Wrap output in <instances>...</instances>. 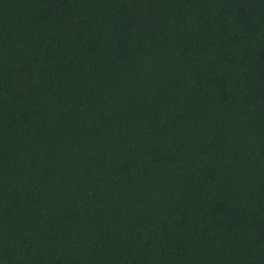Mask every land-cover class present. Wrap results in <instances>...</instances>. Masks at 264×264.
<instances>
[{
	"label": "trees",
	"instance_id": "16d2710c",
	"mask_svg": "<svg viewBox=\"0 0 264 264\" xmlns=\"http://www.w3.org/2000/svg\"><path fill=\"white\" fill-rule=\"evenodd\" d=\"M0 264H264V0H0Z\"/></svg>",
	"mask_w": 264,
	"mask_h": 264
}]
</instances>
